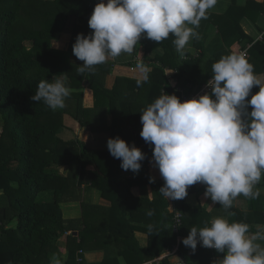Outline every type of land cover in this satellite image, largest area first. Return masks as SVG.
<instances>
[{
	"label": "trees",
	"instance_id": "obj_1",
	"mask_svg": "<svg viewBox=\"0 0 264 264\" xmlns=\"http://www.w3.org/2000/svg\"><path fill=\"white\" fill-rule=\"evenodd\" d=\"M96 4L95 0H0V192L10 199L8 207L0 210V264H51L57 242L66 232L73 231L71 224L74 222L63 218L61 204L80 200V190L70 181L69 176L49 171L54 164H67L75 174L78 172L88 175L87 182L112 202L111 209L104 214L83 204V227L78 229L79 236L68 238L70 250V244H74V251L102 247L87 244L90 240L99 242L111 233L117 242L124 244L120 255L128 264H145L154 259H158L155 264H171L169 257L165 255L177 246L174 245L177 236H188L186 232L192 227L199 230L211 226L213 213H208L201 207L191 209L184 206L183 214L180 213L183 223L179 234H175L172 226L176 211H167L168 203L159 194L150 203V207H155L158 214H154L151 221H144L152 226V230L140 227L138 224L141 219L135 216L137 211L130 212L126 207L131 199L129 191L134 186H146L147 183L154 185L159 191L163 183L150 182V177L120 181L122 168L116 166L117 158L109 150H91L79 140L65 141L60 138L59 134L65 126V115H70L81 127H85L86 119L92 118V114L104 112L107 115L110 112L113 115V124L108 128L111 138H115L116 131L123 128L122 115L115 103L121 105V110H125V106L119 103L120 100L117 102L114 99L116 88L109 92L103 82L96 80L94 74L90 78H84L85 74L91 73L90 69L81 74L80 67L73 61L77 58L73 54L77 35L80 31H86V34L94 31L89 27L88 21ZM256 4L255 0H249L246 6H232L221 15L207 12V19H201L196 27L199 38L203 29L212 23L218 28L224 41H229L237 34L239 41L248 40L240 21L244 17H250V9L260 5ZM259 15L261 12L257 11L251 17L256 20ZM71 22L74 23V36L68 49L64 51L54 48V38L63 33ZM199 38H195L198 47ZM175 39L173 34H169L167 39L158 42L164 48V55L156 58L161 67L154 68L149 74L148 82L140 87L149 91L147 106L166 93H174L181 100L182 95L177 88L185 89L188 82L192 83L188 94H194L202 87L201 84L196 85L194 74L188 77L178 62L173 43ZM138 43H141V50L145 48L139 53L140 57L151 52L157 45L149 46L150 43L144 36ZM251 50L254 54L258 53L264 62V36L263 42H255ZM201 58L202 61L210 59L206 54ZM166 69L177 71L175 87L168 85ZM109 70L107 67V71ZM61 73L67 76L70 88H84L86 83L90 84L95 97L94 110L85 111L82 108V93L70 94L63 110L55 111L43 101L31 99L40 80H51L54 75ZM212 74L209 73L208 80ZM132 107L130 104V111ZM82 113L85 120L81 117ZM88 165H94L95 171L87 172ZM47 191L53 192V200L48 203L40 202L39 195ZM88 214L92 219L93 216L95 219L106 216V223L100 226L89 224L86 221ZM15 219L18 220L17 227L10 228L9 223ZM136 232H144L149 236L146 249L136 240ZM185 247L183 243L179 244V255L185 264H189L190 258L183 251ZM102 264L119 263L116 258H106Z\"/></svg>",
	"mask_w": 264,
	"mask_h": 264
},
{
	"label": "clouds",
	"instance_id": "obj_2",
	"mask_svg": "<svg viewBox=\"0 0 264 264\" xmlns=\"http://www.w3.org/2000/svg\"><path fill=\"white\" fill-rule=\"evenodd\" d=\"M217 0H99L88 21L94 30L80 33L73 54L84 64L82 74L106 62L108 56L131 54L142 36L162 42L173 34L177 52L183 56L190 39L199 38L193 25L207 19V10ZM137 87L149 80L151 69L137 65ZM207 82L211 92L181 102L176 94H164L142 110L140 133L154 145V166L164 179L159 192L167 199L182 200L196 183L206 185L205 197L231 208L239 196L257 199L253 190L264 172V74L254 73V66L241 52L223 55L212 65ZM254 86L259 92L249 97ZM68 78L54 75L37 84L33 101H43L53 111L65 107L70 96ZM249 107L251 111L249 112ZM110 154L121 159V168L139 173L146 154L119 136L109 138ZM155 182V177L150 178ZM147 215H153L150 210ZM149 231L152 226H148ZM250 226L216 217L210 227L190 228L182 243L193 253L198 244L224 253L214 264H264V247L254 243L264 240V225L249 235ZM53 264H61L54 258Z\"/></svg>",
	"mask_w": 264,
	"mask_h": 264
},
{
	"label": "crops",
	"instance_id": "obj_3",
	"mask_svg": "<svg viewBox=\"0 0 264 264\" xmlns=\"http://www.w3.org/2000/svg\"><path fill=\"white\" fill-rule=\"evenodd\" d=\"M95 1L96 3H99V0ZM248 1L249 0H217L216 5L213 8L207 10V12L215 15L225 14L232 6L243 7L246 6ZM105 2H107V0H105ZM255 2L260 5L256 4L258 7L251 8L249 11L250 14L248 16L250 17H244L240 21V26L243 32L247 35L248 40L239 41V36L237 34L231 37L229 41H224L218 28L214 24L209 23L200 34L198 41L200 47L195 44V38H192L185 46L183 56H181L176 50L178 62L183 66L188 77H190L192 73L194 74L196 85L201 84L202 87L206 85L207 82L212 78L211 76V78L209 77L210 79L208 80V75L210 72H212V65L223 55L230 53L239 54L243 51H247L248 56L246 58L254 66V73L264 74V62L261 61V56L258 53L254 54L251 50L255 42H263L264 36V0H255ZM257 11H260L261 15H259V17L254 20L251 16H254ZM188 26L193 27L194 31H196V26ZM73 27L74 23L71 22L63 33L56 35L52 42L54 48L64 51L68 49L69 43L74 36ZM80 33H83L85 36H87L92 32L86 34V31H80ZM146 40L148 41V44L150 43L149 46H153V44L157 45L151 52L146 53L143 57H140L139 53L143 52L145 48L141 50V43H137L134 47V51L131 54L122 52L117 57L108 56L106 62L93 66V68L90 69L91 73L85 74L84 78H90L92 74H94L96 80L103 82L104 87L109 92L116 88V90H114V99L116 98L117 102L120 100L119 103H123L122 105L125 106V110H121V105L115 103V106L119 107L120 113L122 115L121 124L123 126L120 131H116V137L119 136L120 138L126 140L130 146L134 144L146 154V159L141 162L142 168L138 174L134 173L132 170L122 169L119 180L125 181L141 177L143 180L144 177H155V182L163 183L164 185L165 181L160 175L158 167L154 166V145H150L149 143L145 142V140L140 135L143 128L141 123L142 113L140 112L147 108L149 91L147 89H140V87H137L136 81L139 78L137 65L139 63H144L151 69V73L154 68L161 67L160 62L157 61L156 58L164 55V48L158 42L155 43L156 41L148 38H146ZM252 41L254 42L252 43ZM201 46H203V48H201ZM205 54L210 59L205 58L206 60L202 61L203 59L201 57ZM73 61L78 64L77 66L79 67L84 64V61H81L78 58H74ZM107 67L110 68L109 71H107ZM176 74L177 71L175 69H166V78L168 79V85L171 87L176 86ZM191 86L192 83L188 82L185 89L177 88V90L180 93L181 90H183L187 95H191L187 93L190 91ZM70 89V94H83L81 105L85 111L94 110L95 97L93 91L90 89L89 83H86L84 88L74 87ZM258 92L259 86H254L247 99L250 100L251 96ZM70 101L72 105V99ZM130 104L133 105L131 111L129 109ZM60 110H63V108ZM248 110L250 112L251 107H249ZM98 113L99 112L92 114V118H89L88 120L86 119L87 126L85 127H81L79 123L70 115H65V126L59 134L60 138L65 141L79 140L86 146L87 149L99 150L103 152L108 151L109 149L107 147V141L109 138H111V133L108 128H110L113 124V115L110 112H108L107 115L104 114V112L99 115ZM81 117L83 120H85L83 113ZM116 166L118 168L121 167V159H117ZM51 170L64 177L69 176L70 181L77 185V188L79 187L80 190V200L61 204L63 218L70 222H74L71 224L73 231L66 232V234L59 239L57 242V250L52 253L51 264H53L54 258L59 259L61 264H70L72 262L77 264H102L106 258H116L119 264H128L125 258L120 255V252L124 250V244L121 241L117 242L111 233H109L106 238L100 239L99 242L90 240V242L87 244V246L100 245L102 247L90 249L87 248L83 251H74V244H70L72 248V250H70L68 238L73 235L79 236L78 229L83 227L81 225L82 221L85 219L83 218L85 213L83 204L96 208L99 214H104L111 209L112 202L104 198L101 195L100 190L93 188L87 182L88 175H82L78 172L75 174L73 170L70 169L69 165L54 164L52 168L49 169V171ZM70 171H72V173H70ZM86 171H95V166L88 165L86 167ZM14 186L16 187V185ZM256 189H259L260 191L259 198L251 199L249 197H244L241 194L233 201L232 207L228 209H225L219 203H214L210 197H205L206 185L199 182L189 186L188 196L182 200H167L165 197L164 198L166 199L169 207L167 208V211L169 210L170 213H172L171 208L174 209V211L183 214L184 206L190 207L191 209L201 207L206 212L214 214L212 220L216 217H223L230 223H247L250 226L249 235H251L257 232L258 225H264V172H262L260 181L254 185L253 190L255 191ZM129 193L131 194V199L126 204V207L130 212L133 210L138 212L135 213V216L141 219V222L138 224L140 227L148 228L149 224L147 225L144 221H151L154 214H158L155 207H150V203L155 201L159 194L161 195V193L154 185L148 183L146 186L138 185L132 187ZM6 198L7 196L0 192V210L8 207L9 203H6ZM38 198H41L42 201L40 202L43 203L51 202L53 200V192H44L40 194ZM150 210L153 212V215L151 216L147 215ZM106 219V216L96 219L95 216H93V219L89 217V214L86 216V221L89 224L93 223L97 226L104 225L106 223ZM17 225V219L9 223L10 228H16ZM189 231L190 230L186 232L188 235ZM186 237L187 236H177L176 243H174V245H178L177 257L172 258L170 261L178 262V257H181V255H179V238L184 239ZM135 238L142 248L146 249L148 247L149 236L146 233L136 232ZM254 243H258L261 245V247H264V240H257ZM183 251L190 258L189 264H214L215 261L222 259L224 256V253H219L215 249L202 247L200 244H198L194 253L192 249L187 246L183 249ZM80 252H82V254ZM79 258L82 259L81 262L78 261ZM155 263H158V259L145 262V264Z\"/></svg>",
	"mask_w": 264,
	"mask_h": 264
},
{
	"label": "built area",
	"instance_id": "obj_4",
	"mask_svg": "<svg viewBox=\"0 0 264 264\" xmlns=\"http://www.w3.org/2000/svg\"><path fill=\"white\" fill-rule=\"evenodd\" d=\"M243 53H245L246 57H247V51H243ZM208 92H211V89L207 86V84L204 85L203 87H201V89L198 92H196L194 94H191V95H187L186 93H184L183 90H181V93H182L181 102L186 101V100H190V99H193V98H196V97H199L200 95H203V94L208 93ZM171 210H172L173 213L175 212L174 209L171 208ZM182 217L183 216L180 213H178V212L174 213V219H173L174 222H173L172 229H173V232L175 234H179V231H180L182 223H183V218ZM182 240H183V238H179V243H182ZM80 253L82 254V252H80ZM177 253H178V245L175 246L165 256L169 257V259L171 260L172 258L177 257ZM78 261L81 262L82 259L79 258ZM170 263L171 264H185V262L179 257H178V262L170 261Z\"/></svg>",
	"mask_w": 264,
	"mask_h": 264
},
{
	"label": "rangeland",
	"instance_id": "obj_5",
	"mask_svg": "<svg viewBox=\"0 0 264 264\" xmlns=\"http://www.w3.org/2000/svg\"><path fill=\"white\" fill-rule=\"evenodd\" d=\"M6 201H7V202H6L7 204L10 203V199H9V197L6 198ZM39 201H42V199L39 198Z\"/></svg>",
	"mask_w": 264,
	"mask_h": 264
}]
</instances>
